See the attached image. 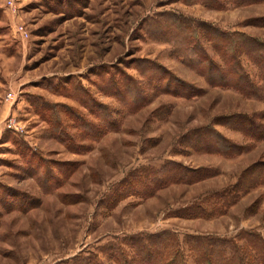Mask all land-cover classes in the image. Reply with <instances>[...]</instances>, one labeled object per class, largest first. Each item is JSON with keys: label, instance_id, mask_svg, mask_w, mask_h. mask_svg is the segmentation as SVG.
Wrapping results in <instances>:
<instances>
[{"label": "rangeland", "instance_id": "obj_1", "mask_svg": "<svg viewBox=\"0 0 264 264\" xmlns=\"http://www.w3.org/2000/svg\"><path fill=\"white\" fill-rule=\"evenodd\" d=\"M4 4L0 264H149L164 231L263 264L264 1ZM235 61L257 96L205 77Z\"/></svg>", "mask_w": 264, "mask_h": 264}, {"label": "trees", "instance_id": "obj_2", "mask_svg": "<svg viewBox=\"0 0 264 264\" xmlns=\"http://www.w3.org/2000/svg\"><path fill=\"white\" fill-rule=\"evenodd\" d=\"M236 1L238 3H251V2H260V1L263 2L264 0H236ZM212 34L213 35H212V38L210 40L214 41L215 44L217 42L218 43L221 42L222 40H220V38L224 39V36H225L224 34H222L219 31H213ZM218 35L220 36V38L218 37ZM252 41H253V43L255 42L254 44H257L256 40L252 39ZM225 47H226V45H225ZM225 47L223 46V48H225ZM196 55H197V60L202 62L203 59L201 58V56H199L197 53H196ZM206 58L207 57H205L204 59L207 60L208 71L210 70L209 73H211V72L215 71V69H214V67H212L213 64L210 65L209 60ZM239 65H240V62L235 61V63L228 68L229 74H231L233 76V79H231L230 82H227L224 80L226 77L225 74H228V73H224V74L219 73V76L216 79L212 78V74L211 75L206 74L205 77L207 79H209V81L212 83H214L213 81H215V85L233 88L244 96H247V97L257 96L255 92H252V90H251L252 88H250L251 83L249 82L247 76H244L243 73L241 74V72H239V70H238V67H240ZM234 68H236V71H234ZM259 131H262V130H259ZM263 137H264V135H262V138ZM220 153H222L224 155H228L227 151L220 152ZM158 179L162 180L163 176H161V177L159 176L155 180H158ZM190 179L191 178H188L187 180H190ZM145 186H147V184ZM147 192H150V190H148ZM200 213H202V211H200ZM200 213L198 215H201ZM161 236L164 237V238H162V241L160 239ZM154 238H155V241H157L156 242V244H157L156 251L152 252L145 245L139 246V249L141 251L145 252V259L149 264H185L184 260H183V253L179 249V244L177 243V240L174 239V235L172 233H170L168 231H164V232H161L160 234L155 235ZM257 238H258V240L261 241L263 246L260 248H255L253 250L254 251L256 250L258 258L264 264V241L261 237H257ZM163 239H165V240H163ZM194 239L195 240H201L203 238L195 237ZM205 239L206 238H204L203 240H205ZM140 240L141 239H139V241ZM195 240H193V241H195ZM226 241L227 240H225V242ZM210 246L212 248H214V250L217 251L216 252L217 259H218V261L221 262V264H233V257L235 256L234 254H237V249L233 244L231 245V243L229 241H227L225 244H223L221 246L219 244V242L216 241L214 244H210ZM201 250L202 251L200 252V256H201V258L206 257L205 263L206 264H215L214 261H212V259L210 258L211 252L207 251V248H205L204 250L203 249H201ZM162 256L164 257V259L162 261H160L159 258ZM197 256H198V253H197ZM234 264H245V262L240 259L239 263L235 261Z\"/></svg>", "mask_w": 264, "mask_h": 264}, {"label": "built area", "instance_id": "obj_3", "mask_svg": "<svg viewBox=\"0 0 264 264\" xmlns=\"http://www.w3.org/2000/svg\"><path fill=\"white\" fill-rule=\"evenodd\" d=\"M5 7L6 8H14V0H5ZM16 33L19 35V36H24L26 35V32H25V29L22 25H19V26H16V29H15Z\"/></svg>", "mask_w": 264, "mask_h": 264}]
</instances>
